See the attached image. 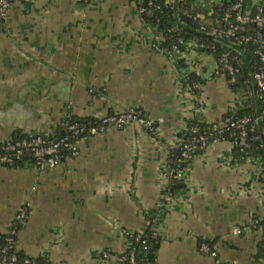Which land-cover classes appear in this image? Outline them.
Returning <instances> with one entry per match:
<instances>
[{
    "label": "crops",
    "instance_id": "crops-1",
    "mask_svg": "<svg viewBox=\"0 0 264 264\" xmlns=\"http://www.w3.org/2000/svg\"><path fill=\"white\" fill-rule=\"evenodd\" d=\"M229 1L196 0L209 12ZM164 39L139 0L13 1L0 23V142L53 138L69 117L129 108L156 128L109 125L54 167L0 165V240L12 236L24 258L122 264L129 235L154 211L156 264H213L204 242L232 264H264L263 161L237 160L229 140H216L177 175L185 187L170 192L173 152L191 124L238 112L246 97L196 41L171 60Z\"/></svg>",
    "mask_w": 264,
    "mask_h": 264
},
{
    "label": "built area",
    "instance_id": "built-area-1",
    "mask_svg": "<svg viewBox=\"0 0 264 264\" xmlns=\"http://www.w3.org/2000/svg\"><path fill=\"white\" fill-rule=\"evenodd\" d=\"M14 0H0V20L3 21L8 15V11ZM169 8L173 9L172 1L168 2ZM153 4V0H149V5ZM143 10V9H142ZM225 30L211 29L208 30L205 26L200 29L207 35L231 39L237 44L253 41L258 45L256 50L257 55L262 63H264V34L258 32L252 34L248 32L247 26L252 25L255 28L264 27V7L262 2L257 4H247V0H235L234 3L226 10L223 17ZM185 41L182 37L177 36L175 42L167 51L168 57L171 60L180 57L184 53ZM218 71L224 72L230 77L228 82H236L239 69L231 58V52L226 51L217 59ZM252 80L256 86L257 97L260 102V117H254L251 114L238 115L237 112L224 116L222 119L214 122L209 132H204L192 138L189 142L180 144L181 154L178 158L179 164L185 160L192 158L196 151L204 150L211 142L220 137L227 136L233 147L245 148L250 145L249 137L255 132L259 119L264 120V67L260 66L252 73ZM255 88V87H254ZM254 91V90H253ZM255 95V91L253 92ZM127 124H136L150 133L156 132L154 123L146 118L143 112L139 109L129 108L120 112L108 114L98 120L95 125L81 124L79 122H70L68 118L63 122L62 128L66 131L64 136L56 138H46L42 134L26 135L17 139L0 142V165L12 166L20 158L30 155L37 161L36 165L39 169L54 167L58 165L62 159L64 149L69 150V155H77L78 145L83 139L101 133L109 125L125 126ZM264 135V130H263ZM216 136V139L212 137ZM178 174H181L184 169L177 166ZM260 178L264 181V168L260 172ZM26 210H22L19 218H25ZM235 232H239L238 229ZM137 238H140L138 235ZM7 248L14 247L13 237H8ZM132 245V244H131ZM130 245V246H131ZM200 250L209 254L214 264H232L231 262L222 259L218 252L207 242L200 246ZM5 252V250H4ZM107 256V254H104ZM118 261L123 263L126 259L124 255L117 257ZM129 264H137L134 251L129 255ZM31 260L28 258L23 263L19 262L15 255L11 256V264H28Z\"/></svg>",
    "mask_w": 264,
    "mask_h": 264
},
{
    "label": "trees",
    "instance_id": "trees-1",
    "mask_svg": "<svg viewBox=\"0 0 264 264\" xmlns=\"http://www.w3.org/2000/svg\"><path fill=\"white\" fill-rule=\"evenodd\" d=\"M169 1H172V5L174 6L173 9L169 8ZM234 1L235 0H230L229 2H221L213 6L211 12H209V10L204 6H198L196 0H153L152 5H149V0H139V5L144 21L146 23L157 24L161 28L165 37L164 41L161 43V46L163 48L169 50L172 44L175 42V38L177 36H180L185 41H196L202 51L214 55L216 59H218L222 55V53L230 51L231 58L234 60L235 65L239 69V72L236 82H229V85L234 91L243 90L244 96L246 97L245 106L241 108L237 112V114H251L254 117H257L255 108V96L253 93L254 83L252 80V73L260 66L264 67V63L260 61L259 56L256 53L258 45L253 41L237 44L231 39L222 38L224 40L223 41L218 39V37L207 35L200 29L201 26H205L208 30H225L226 26L223 21V17L226 10L234 3ZM250 3L251 0H247V4ZM262 5L264 7V1L262 2ZM2 22L3 21L0 20V23ZM247 28L249 33L256 34L258 32H261L262 34H264V27L255 28L254 26L249 25L247 26ZM226 41L239 46V48L229 46ZM221 73H224L226 75L227 80L230 79V77L224 72V70H221ZM68 120L70 122H79L81 124L89 125H95L98 123V120L93 118L74 119L72 117H69ZM191 125V129L184 138L183 142H189L193 137L198 136L199 134H202L204 132H209L212 127V124L192 123ZM263 130L264 120H262V125L260 126L258 124L255 132L250 135V145L248 147H245L243 149L238 146L233 147V154L237 158V160L256 158L264 162ZM65 134L66 131L64 130V128H61L54 138L64 136ZM212 139H216V136L212 137ZM219 139L229 138L227 136H224L220 137ZM196 152H194L193 155ZM180 154L181 147L179 146L173 152L170 165L173 174L169 189L171 190L170 192L172 195H176L185 187L184 181L177 178V166L180 165V168L184 169L191 160H185L184 162L179 164L178 158L180 157ZM68 155L69 150L64 149L62 152V156L65 157ZM28 163L36 164L37 161L33 159L32 156L27 155L17 160L13 167H23ZM156 216L157 214L154 211H147L145 213L147 224L144 230L142 232H136L129 235L132 245L124 254H122L126 257L123 264H129L128 258L132 250L134 251L137 264H156V253L159 246V236L153 230V224L155 222ZM259 225L264 232V220L259 221ZM19 227L20 224H16L15 228L18 229ZM138 235H140V238H137ZM12 255H15L18 261L21 263L28 259L24 258L21 253L16 252L14 248H7L6 238H2L0 240V262L2 264H11ZM30 260L31 262L28 264H45L39 259Z\"/></svg>",
    "mask_w": 264,
    "mask_h": 264
},
{
    "label": "water",
    "instance_id": "water-1",
    "mask_svg": "<svg viewBox=\"0 0 264 264\" xmlns=\"http://www.w3.org/2000/svg\"><path fill=\"white\" fill-rule=\"evenodd\" d=\"M218 39H220V40H223L222 38H220V37H218ZM224 41V40H223ZM227 42V44L229 45V46H232V47H236V48H239V46H237V45H235V44H233V43H230V42H228V41H226ZM254 91H255V97H256V100H257V104L259 105L260 103H259V100H258V97H257V92H256V86H255V84H254ZM260 111H261V107L260 106H258V108H257V115H258V117H260ZM259 125L261 126L262 125V121H261V119H259ZM0 264H2L1 262H0Z\"/></svg>",
    "mask_w": 264,
    "mask_h": 264
},
{
    "label": "rangeland",
    "instance_id": "rangeland-1",
    "mask_svg": "<svg viewBox=\"0 0 264 264\" xmlns=\"http://www.w3.org/2000/svg\"><path fill=\"white\" fill-rule=\"evenodd\" d=\"M187 43V42H186ZM185 46H186V44H185ZM138 127H140L141 129H143L141 126H139V125H137ZM144 130V129H143ZM146 131V130H145ZM264 168V167H263ZM259 177H260V175H259ZM261 179V178H260ZM209 255V254H208ZM210 256V255H209ZM121 263V262H120ZM123 264V263H122ZM214 264V263H213Z\"/></svg>",
    "mask_w": 264,
    "mask_h": 264
}]
</instances>
